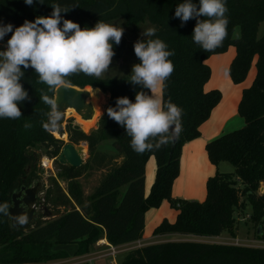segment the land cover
<instances>
[{
	"label": "trees",
	"instance_id": "16d2710c",
	"mask_svg": "<svg viewBox=\"0 0 264 264\" xmlns=\"http://www.w3.org/2000/svg\"><path fill=\"white\" fill-rule=\"evenodd\" d=\"M42 2L29 6L23 0H0V20L19 26L25 20L49 15L51 6L59 3L69 9L62 13L63 17L81 28L92 27L98 20L110 23L118 19L133 29L144 23L153 25L157 29L156 36L175 53L169 57L174 71L165 81L163 98L183 109L182 132L174 146L170 141L158 150L134 152L124 128L109 118L106 111L115 106L117 97L134 100L135 92L142 90L127 81L130 72L122 78L102 80L73 73L65 78L66 85L99 88L108 98L104 112L103 108L99 111L100 102L97 103L95 121L98 115L101 117L90 132L91 128L80 126L88 133L82 132L72 120L65 123L68 142L85 143L87 159L78 168L59 165L56 158L64 143L59 139L61 136L56 133L59 138H55V133L47 130V119L53 107L41 100L43 90L53 101L56 87L49 89L39 82L32 68L22 69L24 77L20 83L30 99L18 104L20 118L0 119V203L10 204L14 192L39 180L38 164L42 157L53 159L58 171L42 189V202L29 231L11 228L8 215L0 214V264H47L69 258L65 252H53V244L75 243V257H79L89 253L102 238L113 247L134 243L142 238L146 211L158 208L164 200L177 215L172 223L162 221L153 235H176L186 240L135 248L127 252L119 264H264V248L197 241L214 239L222 233L234 237L236 214L248 208L256 238L264 243V192H258L259 186H264V30L259 34L260 25L264 23V0H227L228 36L212 51H205L192 41L195 18L181 26L179 18L174 17L180 0ZM235 27L240 29L237 39L232 37ZM124 44L122 39L118 45L113 44L112 58H120ZM230 46L235 48L228 67L232 83L242 82L252 64L255 68L254 79L242 90L238 106L244 125L206 144L208 161L216 172L206 181L205 199L202 202L173 199L171 188L179 174L181 148L199 137L200 126L208 120L221 98L219 91L204 89L210 77L206 61L226 52ZM138 62L135 56L134 64ZM102 93L95 96L94 103ZM25 122L30 123L31 128L25 129ZM103 143H109L111 152L101 149ZM150 157L154 158L156 169L145 196V165ZM220 163L230 164L233 173H220L217 170ZM100 170L105 172L97 186L90 195H85L78 179L90 171ZM58 180L65 182V191Z\"/></svg>",
	"mask_w": 264,
	"mask_h": 264
},
{
	"label": "clouds",
	"instance_id": "9594fccd",
	"mask_svg": "<svg viewBox=\"0 0 264 264\" xmlns=\"http://www.w3.org/2000/svg\"><path fill=\"white\" fill-rule=\"evenodd\" d=\"M23 2L29 6L43 3L42 0ZM51 9L49 15L25 20L19 26L0 20V41H4L0 48V119L20 118L18 104L30 99L20 83L24 77L22 69L32 68L39 82L51 89L64 86L70 74L99 77L109 68L114 56L113 44L120 43L124 29L100 20L92 27L81 28L63 17L62 13L68 12V8L56 3ZM227 11V0H180L173 15L179 18L181 26L195 18L192 41L203 50L212 51L228 36ZM156 32L155 27H148L141 34L144 39L133 44L139 62L131 66L127 81L142 90L135 92L134 100L117 97L115 106L106 110L107 116L124 128L130 138L129 145L136 153L158 150L182 132L183 109L163 98L165 81L174 71L169 57L175 53ZM234 35L239 38L238 32ZM224 73L227 74V69ZM41 100L55 108L43 90ZM60 119L58 110L49 114L53 126ZM31 126L28 122L23 125L25 129ZM10 207L7 202L0 203V214L11 215L18 223H25L26 214H11Z\"/></svg>",
	"mask_w": 264,
	"mask_h": 264
},
{
	"label": "rangeland",
	"instance_id": "374dc122",
	"mask_svg": "<svg viewBox=\"0 0 264 264\" xmlns=\"http://www.w3.org/2000/svg\"><path fill=\"white\" fill-rule=\"evenodd\" d=\"M109 24H113L117 27L120 26L124 29L121 39L125 41V44H124V49L121 52L120 58H118V59L112 58L111 63L109 65V68L104 73H102L99 77L92 76V77L100 79V80H102L104 78H122V77L127 76L128 73L131 71V66L134 64V60H135V54L133 51V44L138 39H144V37L141 34H143L145 29H147L148 27H154L151 24L144 23V24L138 25L135 29H133L132 27L125 26L123 24V20H121V19L110 22ZM263 30H264V23L260 25L259 34H261L263 32ZM237 32L239 33V36H240L239 27H235L233 30L232 37L234 39H237V38H235V35H234ZM3 46H4V41L1 42L0 48H2ZM229 49L233 50L235 48L233 46H230ZM209 69H210V77H209L207 84L205 85L207 88L206 90H208V91L209 90H217L220 92V95H221L220 101L216 105V107L217 106L218 107L217 108L215 107L216 109L214 108L215 109V111H214L215 117H213V118H215V120L218 122L219 121L224 122L226 117H228V116L230 117V114L236 113L235 117L232 120H229V123L231 125L234 124L235 126L231 127L230 130H227V132L225 134L232 132V131H235V130H239L240 128L243 127V124H244V120H243L242 116L239 115V113H238L239 101L241 98L242 90L245 87H247L248 85H250V83L253 79L254 67L251 66V68L248 71L245 79L240 83H232V82L224 83L220 79V75H219L220 70L217 68L216 65H213V63L211 65H209ZM210 85H212L215 88L209 89ZM87 88H90V87L89 86L85 87V89H87ZM95 96L93 95V102H92L93 115L89 119L88 123L85 126L80 125L76 122V119L73 115V111L69 110V109L61 115V119L56 122V125L61 126L64 129L65 123L68 120H72L73 123L77 124L79 127L81 126L84 129L91 128L88 132L95 129V127L98 123V120L101 117L100 116L98 118V116H99L98 115L97 116L98 120L96 118V121H95V115L97 112L96 105L98 102H100L98 104L99 111H101V109L103 108L102 112H104L106 101L108 98V96L106 94L102 93V97H99L94 103ZM94 121H95V123H94ZM81 127H80V129H81ZM81 131H82V129H81ZM82 132H84V131H82ZM88 132H84V133H88ZM54 137L59 138L57 136L56 132H55ZM61 138H63V139H61V140H63V143L68 142L65 132H64V135L61 136ZM80 144L81 143H79L76 146H79ZM101 149L102 150L105 149L104 144L101 146ZM106 151H108V150H106ZM86 159H87V147L85 145L84 161ZM51 167L53 169L54 175L56 176L57 171H58L57 168L55 167V165L54 166L52 165ZM97 172L98 171H90V172L86 173L85 175H83L81 177V179L79 180L80 184L83 187V191L85 192V194H91L93 192L94 188L97 186V184L101 178L100 177L101 175L98 174ZM219 172L222 174H231V173H233V167L228 163H222ZM38 175L40 177H39V180H37V182H39L41 184V186H40V191L38 194V202L36 204L37 210L39 209V199L42 197V194H41L42 189H43V187L46 188L49 185V183H50L49 178L52 177V172H50L48 169H46V170L42 169L41 165L38 164ZM53 178H55V177H53ZM58 182H59L61 189L63 191H65V188H66L65 182H63L62 180H58ZM262 191H264V189ZM248 214H249L248 208H246L245 210H242V211H238V213L236 214L237 225H236V228H234L232 230V232L234 233L233 236L236 237L240 241L241 244H249V243H253V241H255V240H258L256 238V235H255V228L252 225V223L250 222V219L248 218ZM44 219H48V218L45 217ZM226 234H227L226 235L227 241L232 240L231 239L232 236L229 235V233H226ZM217 241H220V240H217ZM99 246H102V245L99 244ZM102 247H104V246H102ZM76 250H77V245L75 243L53 244L52 245V251L53 252H56V251L65 252L69 256L71 261L68 263H60L59 262L60 260H57V261H51L49 263L50 264L51 263L52 264L53 263L54 264H70L73 261L75 262L74 259H75ZM127 252H129V251L119 253V258H116L117 264H119L120 259L123 258V256ZM109 258H111V257H109ZM97 264H110V260L106 259V260H103Z\"/></svg>",
	"mask_w": 264,
	"mask_h": 264
},
{
	"label": "crops",
	"instance_id": "0c3cea01",
	"mask_svg": "<svg viewBox=\"0 0 264 264\" xmlns=\"http://www.w3.org/2000/svg\"><path fill=\"white\" fill-rule=\"evenodd\" d=\"M235 55V49L230 50L227 49L226 52L211 56L207 61V65H216L217 68L220 70L219 75L220 79L224 83L231 82L230 77L228 75V67ZM254 67V65L252 64ZM227 69V74L225 75L224 70ZM254 75H255V68H254ZM254 79V76H253ZM252 79V80H253ZM211 80V79H210ZM252 82V81H251ZM207 84V83H206ZM205 84V85H206ZM251 84V83H250ZM249 86V85H248ZM247 86V87H248ZM245 87V88H247ZM215 88L212 85L209 86V89ZM244 88V89H245ZM206 90V86H204ZM95 96V95H94ZM218 107V106H217ZM216 107V108H217ZM215 108V109H216ZM215 109L212 110L210 117L206 122H204L199 128V137L193 139L187 143H185L181 148L180 154V161H179V174L178 177L174 180L171 188V196L173 199H180V200H187V201H196L202 202L205 199L206 190L205 184L209 177L213 176L216 172V168L210 164L207 158V154L205 151V146L210 141L224 135L227 130H230L231 127L235 126L234 124H230L229 120H232L235 117L236 113L230 114V117H226L224 122L216 121L214 115ZM217 115V114H216ZM239 123V122H238ZM237 123V124H238ZM244 125V124H243ZM105 145V149L111 152V146L109 143H103ZM107 151V152H108ZM86 161V160H85ZM84 161V163H85ZM220 163L218 165L217 170L220 171L221 167ZM155 160L153 157H150L145 165V180H144V195L147 196L150 190V187L154 181L155 176ZM105 171L100 170L97 173L102 175ZM101 177V176H100ZM81 178L78 179V181ZM264 188V186L262 185ZM83 190V187L81 185ZM85 194V192L83 191ZM90 195V194H85ZM177 215V211L172 209L170 204L164 200L160 204L158 208H150L146 211L144 215V230L142 238L134 243L123 245L120 247H116L119 251L125 252L130 251L135 248H141L142 246L157 243V242H164V241H176V240H186V238L179 237L176 235H153L154 229L162 222L167 221L169 223L174 222ZM226 233H222L219 237L214 238L218 240H226ZM236 238L232 237L231 239ZM102 242V243H101ZM261 242L260 240L253 241L254 244H258ZM99 244H104L99 246ZM105 245H109L105 238H102L96 242L91 251L83 256L75 257V262L79 259H86L95 257V255L103 249H106ZM69 257V256H68ZM116 258H119V254L113 259L109 257L101 258L98 260L93 261V264H97L103 260L109 259L110 264H117ZM122 259V258H121ZM120 259V260H121ZM71 259L68 258L66 260H60V263H68ZM58 262V263H59ZM120 262V261H119ZM74 261L70 264H73ZM50 264V263H47ZM52 264V263H51ZM54 264V263H53Z\"/></svg>",
	"mask_w": 264,
	"mask_h": 264
},
{
	"label": "water",
	"instance_id": "95a60500",
	"mask_svg": "<svg viewBox=\"0 0 264 264\" xmlns=\"http://www.w3.org/2000/svg\"><path fill=\"white\" fill-rule=\"evenodd\" d=\"M90 89L96 96L102 93L99 88L90 87ZM90 91L85 88L80 89L66 84L64 86H57L54 90L53 104L55 108L53 110H58L62 115L67 109L72 108L82 120H89L93 115V108L89 102L91 98ZM46 128L52 134L56 132L59 136L64 135V129L56 124L53 126L49 118L47 119ZM176 139L177 137L171 140L172 146L175 145ZM85 145V143H81L79 146L69 142L64 143L56 161L59 165L71 168L82 166L84 164V155L81 147ZM40 186L41 184L39 182H35L28 187L22 186L17 192L12 194L9 212L14 215L24 213L27 216V220L25 223L20 224L11 215H8L11 228L26 232L32 228L38 212L35 206L38 202ZM42 210L44 214L47 213L46 208L43 207ZM259 231L258 228V233Z\"/></svg>",
	"mask_w": 264,
	"mask_h": 264
},
{
	"label": "built area",
	"instance_id": "2783aa9c",
	"mask_svg": "<svg viewBox=\"0 0 264 264\" xmlns=\"http://www.w3.org/2000/svg\"><path fill=\"white\" fill-rule=\"evenodd\" d=\"M4 40L6 41L7 39L4 38ZM1 42L0 41V46H1ZM39 165H41V168L46 170L48 169L50 172H52V177H56L53 173V169H52V165L54 166V160L53 159H49L47 157H42L39 161ZM264 188L262 187V185L259 186L258 192L259 193H263L264 191H262ZM42 202V199H39V206ZM36 207V206H35ZM218 239H204V240H197L199 242H206V243H218V244H229V245H234V246H252V247H258V248H264V243L263 242H259L258 244H253V243H249V244H241L240 241L237 238H233L232 240H220L217 241ZM98 243V242H97ZM104 245V244H101ZM106 249L100 250L95 257L92 258H86V259H79L77 262H74V264H93V261L101 259V258H105V257H111V258H115V256L117 254H119L122 251H119L116 247H113L111 245H105Z\"/></svg>",
	"mask_w": 264,
	"mask_h": 264
},
{
	"label": "bare ground",
	"instance_id": "6f19581e",
	"mask_svg": "<svg viewBox=\"0 0 264 264\" xmlns=\"http://www.w3.org/2000/svg\"><path fill=\"white\" fill-rule=\"evenodd\" d=\"M87 90H89L90 91V89H87ZM91 92V91H90ZM93 93L91 92V98H90V100H89V102L91 103V105H92V102H93ZM68 110V109H67ZM66 110V111H67ZM69 110H72L73 111V115H74V117H75V119H76V122L78 123V124H80V125H83V126H85L87 123H88V121L89 120H82L81 118H80V116L72 109V108H69ZM55 133V132H54ZM53 133V134H54ZM82 148V153H83V155H84V152H85V146H82L81 147ZM102 243V242H101Z\"/></svg>",
	"mask_w": 264,
	"mask_h": 264
}]
</instances>
